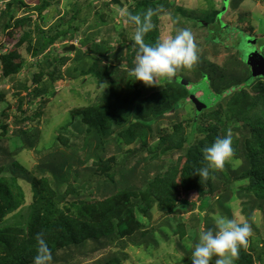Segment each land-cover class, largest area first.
Returning a JSON list of instances; mask_svg holds the SVG:
<instances>
[{"label":"trees","instance_id":"16d2710c","mask_svg":"<svg viewBox=\"0 0 264 264\" xmlns=\"http://www.w3.org/2000/svg\"><path fill=\"white\" fill-rule=\"evenodd\" d=\"M20 1L10 0L7 5L8 8L3 11V15L11 17L13 6L15 4L19 6L21 4ZM126 1L128 6H130L128 7L129 18L130 15L137 14L143 18L149 10L152 11L153 14L150 22L154 27L145 35L144 42L155 45L158 42L156 41L158 11H170L172 8L168 7L177 6L175 5V0ZM241 1L235 0L238 4ZM116 3L120 2L116 1ZM103 6L106 5L103 4ZM71 9L76 12L66 22L64 21L67 25L65 28H60L61 23H55L47 29H42L36 23L33 24V32L36 36V43L38 44V47L32 51L33 56L36 57L48 46H50L48 49L49 52L45 54L55 52L56 48L53 45L58 40H65L66 37L71 40L74 39L75 35L71 32V29L74 32L77 31L79 24H74L73 21L81 12L82 8L80 6H72ZM204 11L205 14L200 18V23L207 25L209 33L213 35V43L217 44L219 38L216 37L218 31L216 27L219 26L221 28L222 25L221 22H218L217 17L222 12L220 9H214L212 4L211 6L205 7ZM212 11L214 12L213 15ZM25 19L27 18L17 19L15 22L16 26L23 23ZM129 22L132 21L130 20ZM15 24L6 22L3 25V29L13 28ZM21 39L18 42L20 44L24 38ZM131 39V43H135L133 36ZM94 47L103 49L99 50L102 51L99 53L100 56L102 55L101 58L94 59L91 64L85 61L79 62L73 68L67 65L64 72L67 75H71V71L73 70V73H76L74 75L78 73L82 74V79L85 76L96 79V87H98L99 92L93 104L88 106L87 109H84L95 112L96 115L101 110L105 112V115L101 112V116H97L98 121L92 127L94 130L96 129L94 137L96 140H99V144L95 145L94 149L87 156L97 158V163L102 164L103 162L100 158L106 151L105 147L113 144L116 147L115 155H120V159H110L104 162L102 166H97L96 168L88 166L84 169L76 168L71 170V167L77 165V163L74 164L71 160L81 146L76 143L75 139L74 144H69L66 148H69V151L72 153L65 154L61 150H58L60 148L58 144H53L51 147L54 150H49L46 154L44 153L45 155L40 159V165L35 169L36 173L40 175V179H29L32 192L30 210L26 216H23L24 218L22 216L20 217V222L18 221V217L8 214L14 213L20 207L23 192L20 190L15 196H12L9 191V186H7L6 182L4 183L3 175H0V264H33L39 247L37 242L38 233L42 234L51 251L52 260L50 264H123L126 260L124 248L129 243H132L133 246L144 244L141 247L153 245L154 243L157 244L159 233L155 231L156 228H145L142 225L143 223L141 222L139 224L138 220L134 217L136 212L142 211L147 214L155 206L154 204L163 211L168 208L169 211H172L176 220H179V226H182V229L177 233L179 237H183L186 235L185 233L191 232L195 227H197L195 231L197 232L202 222H204L207 230H214L216 228V216H219V213L221 215L225 213V215L229 214L231 216L232 208L230 207L229 201L232 197V192L227 191L226 188L224 190L225 193L221 197L214 198V196L220 194L222 189L217 190V192L211 195L205 194L200 182L196 181L197 179L195 180L193 177L199 178L202 183H208L213 188V185L207 178L200 177L195 173V170L198 169L197 164L191 165V162H189L190 158L193 160L199 159L201 157L200 155L190 156L195 154L193 151H189V153H185L184 155L185 158L188 157V160L183 167L179 165L176 167L168 166L170 156L174 154L172 150H182L181 144L186 138V135L184 138L180 134L182 130L180 124L176 125L173 123L168 132L166 130L167 127L163 126L162 119L165 113L171 109L178 110L182 107L186 112L192 109V122L195 120L198 121L200 116L206 114L203 112L204 110H208L206 115L213 119L218 120L220 113H223L226 121L241 120L244 127L248 129L244 130V134L241 137L236 135L234 137L231 136L233 141L232 146H234L236 152L234 158L237 159L241 155L242 159L247 162L250 157L258 155L259 152L264 153L262 151L264 147V124H257L261 123L262 118L255 113L258 111L260 113L261 111L260 114H264V84L252 85L254 81H261L260 79L264 74L252 81H248L246 75L239 76V71L237 70L240 69L239 63L243 62L245 66L247 65L240 51L228 59L231 60L230 65L232 68L229 67L227 71H220L217 66L211 63L206 64L205 57L201 54L198 62L191 69H188L191 74H194V78L192 76L186 78L184 86L177 82L183 79L179 77L180 74H183V69H178L177 74L179 75L175 78L166 79L162 77L164 82L161 85H150L137 91H131L129 84L131 81L130 76H123L118 83L117 80L119 78H116V73L119 67L109 66L108 63L104 62V60H108V57L104 58L105 52L103 45L95 44ZM12 51L6 52L1 56V63L3 65L1 77L3 78L9 77L12 79L21 69V64H17L15 67L11 66V62H13ZM75 52L76 59L83 58V51L76 48ZM237 55L239 56L237 57ZM91 58L89 57V59ZM62 59L65 61L68 60V57H62ZM200 75L203 78H208L210 83L214 81L218 83V87L214 89L215 91L211 90L214 94L220 96L217 100L207 98L199 90V93L210 101L211 105L208 107L194 104L191 101L192 95L189 97V88L187 85L193 83L196 76ZM251 85L252 90H256L257 92L254 91L251 94L248 92L250 88L245 87L243 89L244 86ZM172 86L183 91V94L181 93L175 97L174 93L176 90L171 88ZM33 92V98H41L49 93L45 87H37ZM168 92H172L169 94L171 102L162 107L159 101H157L159 99L157 97L161 94L165 98ZM2 96L3 92L0 93V99ZM189 101L191 104L186 108L184 104L186 102L190 103ZM260 105L263 106L261 110ZM37 117L33 115L31 120H33V123L39 124V121H35ZM196 117L198 118L195 119ZM17 122H19L18 119ZM75 124L79 134L86 132L84 130V124L80 119L77 118ZM221 125H217V128L212 125L211 127L198 129L193 132L197 133L200 131L203 133V136L195 142L198 143L196 148H200L198 153L202 154L206 147L211 146L217 139L218 133L220 136L224 135L225 137L224 128ZM59 132L61 133V130ZM38 133V127L35 126L31 134L27 130H21V136L17 137L23 141L24 147L30 148L37 141ZM178 134H180L183 140L173 144L174 137ZM30 135L31 138L29 137ZM188 137L195 139L192 134H188ZM252 140H256L257 145L250 147V141ZM135 141H139V144L134 147L125 148V145ZM19 149L21 150L22 148L17 147V150ZM122 150L126 151L122 153ZM0 153H5V151L0 149ZM144 153L150 154L149 159L146 158ZM9 158L10 156L8 155L0 158V161L4 163ZM234 158L232 157V162H234ZM141 161L147 162L141 166ZM246 162H244V165ZM253 163L255 164V162ZM242 165L243 163L240 166ZM248 165H251V162ZM226 166L225 171L222 168V175L224 174L223 176H225L226 174L227 177H230L233 167L229 163ZM46 171L48 176L45 174ZM251 172H248V175L245 176L249 178V183L245 186H240L237 190V196L245 198L242 201L243 206L249 213L254 208L264 207V174H261L262 171L260 173L253 172L254 174ZM108 181H110L109 184H107ZM91 185H96L97 190L101 193L99 194L102 196L100 201L84 202L85 199L79 198L78 201H72L70 206L65 205L63 208L65 210L59 209L58 202L54 200V197H61L59 196L61 189L64 192L60 195L64 196L65 194L69 195L74 193L75 187L81 189ZM100 187H103L102 192L99 190ZM190 187L197 190L196 192L199 198L197 199L198 207H196L197 204L189 202L186 199H181L174 203L176 201L174 194L178 195L179 188L189 190ZM129 189L132 190L130 191ZM251 190H253L254 196L251 195ZM73 196L77 195L74 194ZM248 202L251 203V206L246 204ZM213 204H217L219 210L217 211L216 209L215 211V208L211 207L210 210L206 209L207 212L209 211L208 214H201L199 211L193 212L192 217L186 220L189 221L191 229L185 232L184 228H187L188 222L184 223L185 220L181 221L182 217L179 218L181 211L202 208V206H212ZM256 204L258 205L257 207H255ZM209 213L213 215L215 213L217 214L213 216ZM6 218H10V222H5ZM168 219L165 216L163 219L164 223H161L160 227L166 229L164 231L166 234H170L171 230L176 235V229L171 227L172 225ZM192 220L196 222L197 226L194 224L192 227ZM198 236L199 234L197 236L194 234L192 236V242H197ZM254 243V240H252L251 244ZM180 245L184 250L191 249L187 248L183 243ZM243 247L240 248V252L244 250ZM99 252L100 256L97 258ZM190 256V252L186 253V255L184 253L182 263L180 264H191ZM262 256H264V253L258 255L259 259H262ZM250 258L249 254H243V256L235 261L237 264L242 261H247L250 264ZM215 259L216 257H213L212 264H215Z\"/></svg>","mask_w":264,"mask_h":264},{"label":"rangeland","instance_id":"374dc122","mask_svg":"<svg viewBox=\"0 0 264 264\" xmlns=\"http://www.w3.org/2000/svg\"><path fill=\"white\" fill-rule=\"evenodd\" d=\"M9 1L10 0H0V93L3 92V96L0 99V149L5 151V153H0V158H4L8 155L10 158L4 163L0 161V175H3L4 183L6 182L7 186H9V191L12 196H15L20 190L23 192V198L20 200V207L14 213L8 214L12 216L15 215L20 222V217L26 216L30 210L32 192L29 179H40V175L36 173L35 169L40 165V159H42L49 150H54L51 147L53 144H58L60 146L58 150H61V152L65 154H70V149L66 148L69 144H74L75 139L76 143L81 146L79 151L76 154L74 153L75 155L71 160L74 164L77 163V165L71 167V170L76 168L84 169L88 166L96 168L97 166H102L104 162L110 159H120V155H115L116 147L113 144H109L105 147L106 151L100 158L103 162L102 164L97 163V158L87 156L88 153L94 149V146L99 144V140H96L94 137L96 129L94 130L92 127H94V124L98 121L97 116H101L102 111L99 110L96 115L95 112L86 110L88 106L93 104L99 90L98 87H96V79L90 76H85V78L82 79L83 75L79 73L80 76L78 74L74 75L76 73H73V70L71 71V75H67L64 72L66 66L70 65L71 68H73L75 65L79 64V62L81 63L84 61L86 63L90 62L91 64L94 59L101 58L102 55L100 56L99 53L102 51L99 50L102 48L97 47L99 48L97 50V48L94 47L95 44H101L104 46V58L108 57V60H104V62L108 63L109 66L119 67L116 73V78H119L117 80L118 83L123 76L126 77L128 75L131 80L129 82L131 91H137L149 85H146L142 81L135 80L132 74L134 60L139 46L135 43H131V37H134L137 25L134 22H129L128 7L130 6H128L126 0H19L21 4H19V6H17V4L13 6L12 16L6 17L3 15V11L8 8L7 5ZM116 1L120 3H116ZM175 2L177 6L168 7L172 8L170 11L167 9V11H158L156 41L159 42L163 39L174 37L180 30L188 29L193 34L198 46V56L200 57L202 54L205 57L206 64L211 63L217 66L220 71H227L229 67L232 68L230 65L231 60L228 59L240 51L247 65L245 66L244 63L240 61V69H237L239 71V76L242 77L246 75L247 80L252 81L263 75L264 0H242L239 4L236 3L235 0H175ZM103 4L106 6H103ZM211 4L214 9H220L222 12V14L217 17L218 22L222 24L221 28L219 26L216 27L218 28L216 37L219 38L217 44L213 43V35L209 33L207 25L200 23V18L205 14L204 8L211 6ZM72 6H80L82 8L81 12L73 21L74 24H79L77 31L74 32L73 29H71V32L75 35L74 39L71 40L66 37L65 40H58L53 45L56 51L48 53L50 55L45 54L49 52L48 49L50 46H48L36 57L33 56V49L38 47L36 36L33 32V24L36 23L42 29H47L55 23H61L60 28H65L67 27L65 24L66 20L71 15L74 16L76 12L71 9ZM213 14L214 12L212 11V15ZM199 15L201 16L199 17ZM24 17L27 19L19 26H16V20ZM6 22L14 23L15 25L13 28L4 30L3 25ZM21 38H24V40L20 44L18 42L22 40ZM69 44H74L75 49L69 51L63 50L64 46ZM76 48L83 51V58L76 59ZM11 50H13V62H11V66L15 67L17 64H21V69L12 79L9 77L3 78L1 77L3 68L1 56ZM65 56L68 57V60L64 61L62 57ZM238 56L239 55H237V57ZM89 57L92 58L89 59ZM182 72V75L177 74V76L179 75V77L183 79L177 82L184 86L186 78L190 76L194 78V74H191L188 69H183ZM260 80L261 81H254L252 85L257 86L258 84L260 85V83L264 84V76ZM163 82L164 80L160 77L157 79L156 83L151 86L161 85ZM189 84L190 85H187L189 88V97L192 95L191 101L194 104L204 107L211 105L210 101L207 99L208 97L206 96L207 98H205L201 95L199 90L203 93L206 89L213 91L218 87L217 81L210 83L208 78H203V76L200 75L196 76L193 83ZM252 85L244 86L243 89L245 87L248 89L250 88L248 92L251 94L254 93V91L257 92L256 90H252ZM37 87L47 88L49 92L48 95L42 96L41 98H33V90ZM171 88L176 90L174 93L175 97L181 93L183 94V91L173 86ZM170 93L172 92H168L165 98H163L164 95L162 96L161 94L157 97L159 98L157 101H159L162 107L171 102L169 99ZM190 104L191 102H186L184 106L188 108ZM259 107L261 110L263 106L260 105ZM91 109L94 110L93 108ZM207 111L208 110H204L203 112L207 114ZM102 113L105 115L104 111ZM255 113L262 118L261 123L257 124H264V114H260L261 111L260 113L259 111ZM206 114L200 116L198 121L195 120L192 122V109L186 112L184 108L180 107L178 110L171 109L165 113L162 122L163 126L167 127V132L171 129L172 124L175 123L176 125L180 124V126H182V133L180 132V134L184 138L186 135L184 140L181 139L180 134L174 137L173 144L183 140L181 144L182 150H172L174 154L170 156L168 166L176 167L179 165L183 167L188 160V157L185 158L184 155L185 153H189V151H193L195 154L190 156H196L197 154L201 156L199 159L195 160L190 158L189 162H191V165L197 164L198 169L207 166V162L204 159V152L200 154L198 153L200 148H196L198 143L195 142L203 136V133L200 131L193 133L198 129L211 127L212 125L217 128V125L222 124L221 127L224 128L225 136L231 135L233 137L235 135L241 137L244 134V130L248 129L244 127L241 120L226 121L223 113H220L218 120L210 118V116ZM33 115L38 116L35 121H39V124L33 123V120H31ZM77 118L84 124V130H86V132L83 134H79L76 129L75 121ZM197 118L198 117L195 119ZM17 119L19 122H17ZM35 126H37L39 130L37 141L30 148L24 147L23 141L18 139L17 136H21V130H27L31 134ZM60 130L61 133L59 132ZM188 134H192L195 139L188 137ZM29 137L31 138V135ZM217 138H224V135L220 136L218 133ZM138 144L139 141H135L125 145V148L134 147ZM250 145L248 146L252 147L253 145H257V141H250ZM17 147H21L22 149L17 150ZM232 147L233 155L226 161L223 167L225 171L228 163L232 165L233 170L231 169L232 175L230 174V177H227L226 174L223 176L222 169H210L207 179L213 185V188L208 183H202L199 178L193 177L195 180L197 179L196 181L200 182L205 194L211 195L217 192V190L222 189L220 194L214 196V198L221 197L222 194L225 193L224 190L226 188L227 191L232 192V197L229 201L230 207L232 208L231 216L229 214L225 215L224 213V215H221V213H219V216H216V218L225 217L233 219L237 223H249L252 228V235L249 238L247 246L243 247L244 250L240 252L239 257L243 256V254H249L251 257L250 264H264V256H262V259L258 257L260 253H264V207L254 208L253 211L249 213L243 206L242 201L245 200V198L237 196L238 188L247 185L250 181L249 178L245 177L248 175V172L252 171L251 173L254 174L253 172L260 173L262 171L261 174H264V153L259 152L258 155L250 157L246 162L239 154L240 157H237V159L234 158L236 152L234 146ZM125 151L126 150H122V153ZM262 151L264 152V147ZM144 154L146 158L149 159L150 154ZM232 157L234 158V162H232ZM145 162L147 161H141L140 165H144ZM244 162H246L245 165ZM248 162H251V165H248ZM253 162H255V164ZM241 163H243L242 166H240ZM254 168L255 170L253 171ZM45 174L48 176L47 171ZM109 182L110 181H108L107 184H109ZM103 187L99 188L101 192L103 191ZM192 188L193 187H190L189 190L179 188L178 195L174 194V198L176 199L174 203L181 199H186L189 202H194L197 204L196 207H198L197 199L199 198L196 192L197 190ZM74 189V193L69 195L65 194L64 196L60 195L64 192L63 189H61L59 194L61 197H54V200L58 202L60 210H65L63 209L65 205L70 206L72 201H78L79 198L85 199L84 202H98L102 199V196L99 195L101 193L97 190L96 185H91L86 188L83 187L81 189L75 187ZM129 190L131 191L132 189ZM251 191L250 193L253 195V190ZM74 194L77 196H73ZM246 204L251 206L250 202ZM154 205L155 206L152 207L147 214L142 211L143 214L141 212H136L134 217L138 220L139 224L142 222L145 228H156L155 231L159 233L157 244L154 243L153 245L141 247L144 244L133 246L132 243H129L124 248L126 260L123 264H180L183 260V254L185 253L186 255V253L190 252L191 255L194 249L196 242H192V236L194 234L197 236L200 232L207 230L204 226V222H202L197 232H195L197 228L195 227L191 232L185 233L186 235L183 237H179L177 233L182 229V226H179L180 222L176 220L172 211H169L168 208L163 211L160 210L156 204ZM257 206L256 204L255 207ZM211 207H214L215 211L216 209L217 211L219 210L217 204H213L212 206H202V208L181 211L179 218L182 217L181 221L185 220L184 223L188 222L187 228H184L185 232L191 229L189 221L186 220L192 217L193 212L199 211L201 214H208L209 211L207 212L206 209L210 210ZM209 214L211 215L212 213ZM216 214L217 213H215V215ZM165 216L169 218L168 220L172 225L171 227L176 229V235L173 234L171 230L170 234H166V232H164L166 229L160 227L161 223H164L163 219ZM10 220V218H6L5 222L8 223ZM192 222V227L194 224L197 226L196 222L193 220ZM145 228H143V230H145ZM252 240H254V244H251ZM182 243L185 244L187 248L191 249H186V252L180 245ZM99 256L100 252L97 258ZM239 264L248 263L247 261H242Z\"/></svg>","mask_w":264,"mask_h":264},{"label":"clouds","instance_id":"9594fccd","mask_svg":"<svg viewBox=\"0 0 264 264\" xmlns=\"http://www.w3.org/2000/svg\"><path fill=\"white\" fill-rule=\"evenodd\" d=\"M149 10L143 18L141 15H130V20L137 25L134 41L138 51L134 60L132 74L135 80L146 85H153L160 77L173 79L178 69H191L199 60L198 46L194 36L188 29L180 30L174 37L163 39L155 45L144 42L145 35L154 27ZM232 137L217 138L215 142L204 149V159L207 166L195 170V173L205 179L210 169H222L233 155ZM216 228L199 233L191 253V264H235L239 258L240 248L246 247L252 235L251 225L247 222L237 223L233 219L218 217ZM38 249L33 264H50L52 254L42 234H37Z\"/></svg>","mask_w":264,"mask_h":264},{"label":"water","instance_id":"95a60500","mask_svg":"<svg viewBox=\"0 0 264 264\" xmlns=\"http://www.w3.org/2000/svg\"><path fill=\"white\" fill-rule=\"evenodd\" d=\"M75 49V45L74 44H69L67 46H64V50L67 51V50H74ZM263 74H264V69H263ZM204 94L208 97V98H211V99H219L220 96L219 95H216L214 94L212 91H210L209 89H206L204 91Z\"/></svg>","mask_w":264,"mask_h":264}]
</instances>
